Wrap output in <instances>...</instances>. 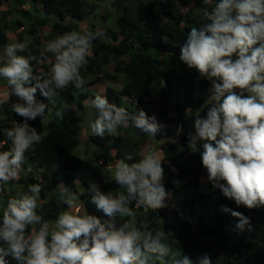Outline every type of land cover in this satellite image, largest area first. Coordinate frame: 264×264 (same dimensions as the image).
<instances>
[{
	"label": "clouds",
	"instance_id": "1",
	"mask_svg": "<svg viewBox=\"0 0 264 264\" xmlns=\"http://www.w3.org/2000/svg\"><path fill=\"white\" fill-rule=\"evenodd\" d=\"M201 3L213 6L203 9L205 23L188 30L178 56L188 69L196 70L198 78L210 82L205 114L186 108L193 118L187 147L199 152L207 180L224 197L237 206L258 208L264 206V0ZM95 35L102 33L71 30L48 42L46 50L54 61H49L46 73L39 74H34L30 63L35 56L18 54L27 49L26 42L13 38L15 43L0 46V77L7 82L0 80V106L15 96L11 110L24 118L12 127L0 128L5 137L0 139V149L10 145L0 150V184L19 179L25 152L41 139L28 123L48 108L36 97L37 91L50 99L70 84L83 89L87 83L79 69L88 62ZM89 105L96 109L95 119L88 124L92 135L115 136L119 127L129 126L137 138L149 141L161 133L154 117L149 119L143 112L129 114L105 95H95ZM55 115L62 118L63 112L57 110ZM5 118L0 111V120ZM180 131L178 125L177 134ZM130 160L119 159L112 173L122 194L101 191L95 182L89 185V202L102 211L103 219L86 208L78 209L80 214L63 211L50 227L37 212L40 184H31L28 191L9 198L0 211V264H8L5 257L9 256L17 264H194L187 255L172 252L161 232L139 229L130 211L147 213L167 206L163 158L151 153L138 163ZM57 185L60 201L72 207L75 195H69L63 182ZM222 210L237 218L235 231L251 228L250 218L242 212L225 206ZM124 220L128 223L117 227ZM28 226L33 228L26 235ZM195 264H212V259L204 253Z\"/></svg>",
	"mask_w": 264,
	"mask_h": 264
},
{
	"label": "trees",
	"instance_id": "2",
	"mask_svg": "<svg viewBox=\"0 0 264 264\" xmlns=\"http://www.w3.org/2000/svg\"><path fill=\"white\" fill-rule=\"evenodd\" d=\"M212 6L202 4L201 0H167L166 3L163 0H0V46L8 44L10 33L17 42H26L27 49L18 54L26 56L31 53L36 57L30 62L34 74L46 73L51 66L49 59L54 57L42 47L45 28H48L46 38L50 40L71 30L83 34L82 23H88L89 32L93 33L94 24L90 20L96 15L103 19L112 16L113 20V26L105 27L102 35H95L91 41L86 57L88 62L79 69L80 75L87 81L83 89L70 84L57 90L58 94L50 99L41 96L39 91L35 94L48 105L42 117L28 121L41 139L25 152L19 179L8 181L6 188L0 184V211L9 198L28 191L31 184H40L37 212L50 227L63 211L80 214L77 210L82 212L86 208L90 214L103 219L102 211L89 202L90 183L95 182L106 193L122 194L112 178L115 163L129 157L130 163L141 161L143 158L136 155V150L147 139L139 138L133 150H126L124 138L119 133L115 136L88 133L83 141L86 146L83 155L76 153L75 149L82 144L79 130L83 111L88 107L85 101L99 94L118 104L125 96L138 101L139 109L143 110L144 97L153 95L152 85L165 81L167 89L160 85L154 88L160 98L158 103H161L155 120L162 130L145 156L153 153L156 146L163 142L160 145L163 152V185L169 187L172 196L179 192L184 196L180 199V208L167 198V206L156 211L150 209L144 213L130 209L136 215L138 228L153 234L162 233L167 213L177 216L179 211H193L195 206L207 207L212 210L213 217L222 216L235 222L236 217L221 209L225 206L250 218L249 237L239 234L231 239L224 225L215 222L206 224L199 221L191 229L192 222L188 219L174 221L172 225L175 228L178 226L177 230L174 234L164 230L162 239L175 253L187 255L194 264L201 258L196 257L197 253L207 250L212 264H264V206L249 209L223 197L220 207L212 190L201 189V178L207 177V173L200 163L199 152H192L187 147L185 126L186 118H191V115L186 107L201 110V116L205 114L207 106L204 99L210 82L198 78L195 69H188L179 61V50L188 30L199 28L206 22L203 9ZM0 80L7 85L4 78L0 77ZM108 81L121 82V87H112ZM99 84L105 85L103 92L93 90L92 86ZM16 100L17 97L11 96L6 104L0 106L6 117L0 120V128H7L24 119L11 110V104ZM168 105L173 116L167 114ZM57 110L63 112L62 118L55 115ZM94 111L96 117V109ZM164 123L181 127V147L172 140L173 126H164ZM0 139H5L2 132ZM9 146L6 143L0 150ZM60 182L70 189L69 195L76 197L72 207L59 199L57 184ZM199 216L202 218L203 214ZM122 223L128 221H118L117 227ZM32 228L28 226L25 234H29ZM214 246L217 248L215 251ZM5 259L8 264H17L10 256Z\"/></svg>",
	"mask_w": 264,
	"mask_h": 264
},
{
	"label": "rangeland",
	"instance_id": "3",
	"mask_svg": "<svg viewBox=\"0 0 264 264\" xmlns=\"http://www.w3.org/2000/svg\"><path fill=\"white\" fill-rule=\"evenodd\" d=\"M110 12H112V9H110ZM102 14V13H100ZM54 16V15H53ZM91 24L93 25L94 24V27H93V33H102L103 32V29L105 27H109V26H113V20H112V16L110 17H106L105 19H103L102 17H100V15H96L95 18L91 19ZM82 26L84 28V32H89V28H88V23H82ZM43 32L45 34H43V37L41 39V41H43V44H42V47H43V50L45 51L46 50V45L48 42L56 39L53 37V39H50L48 40L46 38V33L48 32V28H45L43 30ZM9 36L11 37V40L8 44L10 43H15L14 41V36H13V33H10ZM46 54L44 53V56ZM53 59L54 60V57L50 58L49 61ZM108 84H110V86L112 87H115V88H119L121 87V82H114V81H108ZM163 86V89H167V85L165 83V81H158L157 82V85H152V88H153V95H148L146 97H144V102L145 104L143 105L144 109L143 110H140L139 109V106H138V101L132 99V98H129V97H123L121 99V101L117 104L118 106L120 107H123L125 108L129 114L131 113H135V112H143L145 114V116L147 118H157L158 117V106L161 105V103H158V100L160 99L158 96H157V92H155L156 90L154 89L155 87L157 86ZM93 90L94 91H102L104 88H105V85L103 84H99V85H95V86H92ZM104 91V90H103ZM165 91V90H163ZM159 93V92H158ZM86 105L88 106L87 108H85L86 110L83 111V116H84V122L82 123V127L80 128V136H81V140L82 142L84 140H86V136L87 134L89 133V127H88V124H89V121L91 120H94L95 117L93 116L94 114V107H91L89 105V100H86ZM186 108H191V107H186ZM193 110V112L195 111L193 108H191ZM189 115H191V113L189 111H187ZM167 114L168 115H174L173 112L170 111V105H168V111H167ZM192 116L191 118H186V121H187V124L185 126V130H186V133H189L193 130L192 128ZM13 124H10L8 127H12ZM164 126H173L172 124H167V123H164ZM172 130H173V138L172 140L178 145L181 147V144L179 142V139H180V132L179 134H177V127L176 126H173L172 127ZM117 133L121 134L124 138V147L126 150H133L135 148V143L139 141V138L138 137V134L133 130V128L131 126L127 127V128H124V127H119L117 129ZM154 141H149V140H146L144 141L143 143L140 144V146L137 148V153L136 155H139L141 156L142 158L145 157V154L149 148V146L153 143ZM163 142H160V144L158 146H156V148L154 149L153 153H155L156 155L162 157L163 156V152L160 148V145L162 144ZM85 145L84 143L80 144L76 150L79 154L83 155V149H85ZM91 182H93V180L91 179ZM201 189L202 190H207V191H211L212 195L217 199L220 207H221V203H222V199H223V195L221 193V191L218 189V188H214L211 184V182H209L207 180V177H202L201 178ZM162 183H163V178H162ZM4 188H6L8 186L7 183H4V184H1ZM19 186V185H18ZM165 189L166 191L169 192V197H168V200L171 204L175 205L177 208H180V199L183 198L184 194L179 192L177 193L175 196H172L171 195V191L169 189V187L165 186ZM78 202V201H76ZM222 209V207H221ZM200 214H203V217L200 218ZM221 215V214H220ZM179 218V219H177ZM191 220L192 222V225H190V228L191 229H194L196 226H197V223L199 221H205L206 224H209V223H214L215 224H223L225 229L227 230V232H229L230 234V238L231 239H235L237 238V236L239 234L243 235L244 237H249V228L246 226L244 231L242 232H237L234 230V220H230V219H227L225 220L222 216H215L213 217L212 215V210H209V208L207 207H200V206H195L193 211H189V212H186L184 211V213H181V211H179V213L176 215L172 214V213H167L163 219V223H164V228L162 230V233L164 234V230L168 231V232H171V233H175V229L178 228V226L175 228V225H172V223L174 221H181V220ZM183 225V224H182ZM181 224H179V226H182ZM177 230V229H176ZM160 231V229L158 230ZM177 240H180L177 239ZM212 242V240H211ZM171 248V251L172 252H175L173 250V248L170 246ZM217 248L216 246L213 247V250L215 251ZM204 253H208V250L206 252H202V253H197L196 257L198 256H201L204 254ZM219 252L217 251L216 254H218ZM171 255V253L169 254ZM166 259H168L166 257Z\"/></svg>",
	"mask_w": 264,
	"mask_h": 264
}]
</instances>
